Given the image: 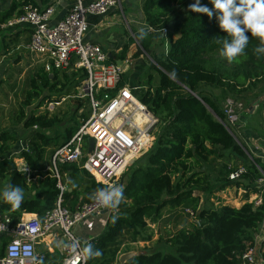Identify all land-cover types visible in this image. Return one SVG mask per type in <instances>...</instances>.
Here are the masks:
<instances>
[{
  "label": "trees",
  "instance_id": "obj_1",
  "mask_svg": "<svg viewBox=\"0 0 264 264\" xmlns=\"http://www.w3.org/2000/svg\"><path fill=\"white\" fill-rule=\"evenodd\" d=\"M192 2H143L146 26L134 32V37L139 42L138 53L148 54L150 60L144 61L147 67H143L138 76L142 87L139 101L155 118L154 140L115 182L124 189V200L115 213L102 228L95 225L94 232L99 229L100 233L83 242V247L90 243L94 250L104 252L106 258L101 255L91 257L85 264H103L108 257L114 261L116 243L123 229L132 233V240L137 237L150 240L153 233L149 222L159 221L160 213L167 205L175 208L183 204L190 208L200 224L190 222L178 227L165 238H159L161 248H147L148 251L130 257L124 264H241L243 253L255 244L254 234L262 227L264 188L259 206L248 200L239 207L215 205L209 200L213 187L218 190L243 187L245 199L249 192H259L257 180L264 172V161L248 151L237 131L228 124L223 112L225 100L221 104L222 97L211 95L207 90L215 87L244 104L254 101L253 91L258 89L256 94L259 96L264 89L260 85L264 82V54L255 52L259 39L250 36L245 55L231 62L222 57L215 40L226 34L218 27L215 16L209 18L190 11L187 6ZM201 2L212 7L208 0ZM24 3L27 2L13 0L8 10L0 12V23L19 14ZM18 6L19 11L13 15ZM162 31H165V37L160 36ZM8 35L11 42L6 40ZM13 35L3 33L1 37L5 53L18 44ZM167 44L168 48L163 49L162 46ZM74 62L75 59L65 69L46 71L43 60L42 67L30 82L32 89L24 96L23 105L30 107L35 103V106L29 111L21 107L15 117L17 123L29 130L24 142L26 147L19 155L30 172H20L7 155L15 137L7 132L0 134V189L12 184L21 187L25 193L18 209L0 201V213L10 216L13 224L20 222L22 213L41 216L52 209L58 199L63 207L76 210L89 202L97 189L104 187L76 163L60 164L58 178L47 170V159L71 137L79 121L74 118L64 125L61 114L35 111L44 100L59 101L73 92L71 87L84 81L86 71L77 68ZM71 77L75 79L65 82ZM128 77L129 71L123 72L118 87L124 86ZM37 78L47 94L42 93ZM77 95L73 100L77 108L86 103L89 105L87 96L80 98ZM263 98L260 105H263ZM62 125L63 132L48 133ZM211 162L219 164L210 166ZM240 167L244 168L240 176L229 180V173ZM193 191L205 195L204 200L200 195L191 196ZM4 241L5 236L0 235V256Z\"/></svg>",
  "mask_w": 264,
  "mask_h": 264
},
{
  "label": "built area",
  "instance_id": "obj_2",
  "mask_svg": "<svg viewBox=\"0 0 264 264\" xmlns=\"http://www.w3.org/2000/svg\"><path fill=\"white\" fill-rule=\"evenodd\" d=\"M117 4L118 0H92L86 4L82 0H73L66 13L50 24L53 3L41 8L27 2L22 5L19 14L0 23L2 30L22 25L30 29V39L25 48L44 58L46 71L65 69L73 59L77 68L86 71L83 88L89 100L90 114L71 137L53 151L48 169L58 177L60 164L83 161V167L104 187L116 185L131 156L142 150L144 137H147L150 126L155 122L154 116L126 85L116 88L123 73L121 66L109 63L107 54L99 45L84 41L88 30L87 16L105 14ZM83 95L79 94L80 97ZM262 102L264 104V98ZM58 104L53 102L50 106ZM235 106L232 99H225L223 112L231 126L239 118ZM138 115L144 117L141 128L135 124ZM88 137L93 139L90 150ZM243 171V167L238 168L228 177L235 180ZM257 184L264 188V172ZM250 202L259 206L262 199L258 196ZM102 210L111 211L93 199L72 211L63 207L58 199L55 206L42 217L33 215L25 220L20 219L16 224L12 223L10 216L0 213V235L5 236L0 264L41 263L45 254L38 251L37 245H46L48 235L55 233L64 239L62 242L60 240L63 253L61 264H85L82 239L71 229ZM185 211L192 216V222L200 224L194 211L189 208ZM242 259L241 264H264V258L254 245L245 250Z\"/></svg>",
  "mask_w": 264,
  "mask_h": 264
},
{
  "label": "rangeland",
  "instance_id": "obj_3",
  "mask_svg": "<svg viewBox=\"0 0 264 264\" xmlns=\"http://www.w3.org/2000/svg\"><path fill=\"white\" fill-rule=\"evenodd\" d=\"M142 1L144 2V0H142ZM118 2H119V0H118ZM115 7L111 8V9H114ZM111 9H109V10H111ZM135 11L136 12L138 11L140 18L139 17L136 18V22H135L136 25L135 26L130 24L129 28H127L128 32L127 31L126 32L128 34H126L127 35L126 41L123 42L122 46L120 47L121 48L120 49L121 54L125 53V52L127 53L128 48H129L128 46L133 44L134 51L132 53L138 54V56L140 55L139 58H137V56L133 58L132 55H130L131 58L129 60L131 61V64L133 63V66H134L135 62L139 59H141L142 61L144 60L146 62H149V60H150V57L148 56V54H143L141 51H140L141 54L138 53V51L140 50L139 42L134 37V32H138V31L142 30L143 28H145L146 24L144 22V17L142 15V6H141V10H140V9H137V5H136ZM161 33L165 34L164 31H162ZM161 37H165V35L164 36L161 35ZM162 48L163 49L168 48V44L162 46ZM11 50H13V49H9V52H8L10 54L5 53V54H3V57H1V55H0V134L2 132H7L8 134L15 137L13 145L10 146V150L7 152V155L9 158H11L13 160V162H15V164L18 166V168L21 169L22 167H25L26 164L24 163L23 159L21 158V156L19 154H20L21 150H23L26 147L24 142H25V138L27 137V135L29 133V130H26L22 126L21 123H17L15 121V117L18 115V113H19L18 111L21 107L24 108L25 110L29 111L30 109H32L35 106V103H33L30 107L23 105L24 96L27 93V91L32 89L30 82L33 79V77L34 78L36 77L35 73L38 71L39 68L42 67L41 64L43 61L36 62L37 59L35 57H30L25 52H20L19 55L17 54L19 52H17L16 54H14V53L12 54L10 52ZM102 50L106 54L108 53L104 48H102ZM20 51H22V49H20ZM107 56H108V62L109 63H115V62L110 61L108 54H107ZM121 56H127V55H119V57H121ZM116 64H118V65L120 64V66H121V64H123V63H121V61H118V62H116ZM144 67L146 69L147 66L144 65ZM121 68H122V66H121ZM135 75H137V74H133L132 71H129L128 80L131 81L133 79L134 83L131 81L133 84L132 83L129 84V81H128V85H126V86H127V88H129L134 93L135 98L139 99L140 91H141L142 87L136 85L135 79L137 78V76H135ZM50 77H52V76L50 75ZM74 79H75V77H71L70 79H67L65 82H71ZM36 81H37V84H39L40 88L42 89L41 83H40V81H38V78L36 79ZM84 83H85V79H84V81H81L75 88L71 87V91H73V92H71V93L69 92L70 93L69 95H67L65 97H61L59 101H52V100L46 101V100H44L41 107L39 109H37L35 112L38 113V112L48 111L52 114H56V113L59 115L61 114V115H63V123H65L64 125H66L68 122L73 121V119L75 118L76 121H79V122H76V124L78 123V126L76 128V130H77L78 127L80 126V124L90 114L88 112V111H90V109H89V105L87 103L85 105L82 104V105H80V107L77 108L76 103L73 102L76 94H78L77 96H79L80 93L82 95L83 94L85 95V91L83 88ZM118 83L116 85V88H119ZM260 85L264 86V82H261ZM120 87H122V86H120ZM74 91H76V92L74 93ZM207 91L211 95L212 94L213 95H220L222 97V99L220 101L221 104L223 103V101L226 98H231L235 102V104L237 106L236 110L238 112L239 118H238L237 122L234 125H232L233 126L232 128H233V130L235 129L237 131V133L238 132L242 133L243 130H245V129L247 130L248 128H254V130L258 129L261 133H264V104L260 105V103H259V100L264 97V89L260 92L259 96L256 94L258 89H255L254 91L252 90L253 96L256 99L254 101H251L250 103L245 102V104L242 101L240 102L239 99H236L235 96H232L230 94H225L220 89H217L215 87L211 86L208 88ZM252 91H250L247 94V98L250 96ZM42 93L44 95L47 94L45 89L44 90L42 89ZM80 98H83V97H80ZM53 102H60V104H58L57 106H50V104ZM83 112H85V115H87L86 118H84L85 115H81ZM78 118H80V119L78 120ZM64 125L57 126L56 128L48 131V133L57 134V133L63 132V126ZM143 126H144V120L142 123L139 124L140 128ZM153 127H154V125L148 131L149 134L147 135V140L145 141V145L143 146L142 151L131 156L129 162L127 163V165L125 166L123 171L120 173L117 180L121 179L122 175L126 172L128 166H130V164H132L133 161L137 162V160L141 157L142 152L144 151L146 146L148 144L150 145L152 143V141L154 140V132H155V128H153ZM145 137H144V140H145ZM88 138H91V137H88ZM88 146H89V143H88ZM0 156H1V154H0ZM48 161H49V163H48ZM219 162H215L214 164H213V162H211L210 166L214 165L216 167L219 164ZM67 163H76V164H79L82 168H84L83 167V161L67 162ZM50 164H51V156H50V159H47V170H49L48 167ZM26 172H30L28 167H27ZM58 177H59V171H58ZM212 189H211L212 196L210 197L209 200L212 201L215 205H220V204L239 205V203H241V202L235 201L233 199V198H238L239 195H237V194L234 195L232 192H230L229 189H224V190H218L215 188L213 190ZM221 191H223V192H221ZM193 195L194 196L200 195L202 201L205 198V195H201V193H199L198 191H193L191 193V196H193ZM182 205L183 204H181L180 206H175V208H172L170 205H167L163 209V211L160 213L159 221H157L155 223L149 222V228L151 229V231L153 233V236L150 240L145 241V240L139 239L138 237L136 239L132 240V233L131 232L128 233L126 230L123 229L121 234L118 237V243H116L115 248L117 249V252L114 255V261L111 262V259L108 257L107 261H104L103 264H118V257L122 253H126L129 251L130 252L131 251L132 252H143V251H148L147 248H149V249L161 248L162 244L160 242H158L159 238H165L171 232L175 231L178 227H180L184 224L187 225L190 222H192V216L189 215L185 211V209L187 207L182 206ZM115 211H116L115 209H111L110 212L105 210V213L99 217L100 219L97 218L96 220L94 219L92 221V225H94V226L95 225L96 226L102 225V227H103L108 222L109 217L111 215H113L115 213ZM99 213H98V215H99ZM77 226L80 228L81 223H78L77 225H75L71 229V231L76 236L81 238L82 242H86V241H88L87 239H90L91 237L100 233V231H95V232H93V234H94L93 236H91L89 238H87V237L82 238L81 235L78 232H76V230H75V228ZM94 226L91 227L90 230H93L95 228ZM263 234H264V227L262 224V227L259 229V231L254 234L255 239H257V242L255 241L257 243V245L256 246L254 245V247L257 249L259 254L264 258V237H263ZM58 240H61V242L64 241V239L61 236L58 237ZM103 253L104 252H102L101 256H103V258H106V256ZM103 258H101V260ZM103 260H106V259H103Z\"/></svg>",
  "mask_w": 264,
  "mask_h": 264
},
{
  "label": "crops",
  "instance_id": "obj_4",
  "mask_svg": "<svg viewBox=\"0 0 264 264\" xmlns=\"http://www.w3.org/2000/svg\"><path fill=\"white\" fill-rule=\"evenodd\" d=\"M13 0H0V12H4L8 10V8L11 6ZM18 2H29L32 4H36L39 7H45L46 5H50L53 3L54 12L53 15L50 18V24H54L58 19H60L68 10L70 5H72L73 0H17ZM92 0H82L84 4L88 3ZM143 4L142 0H119L117 6L114 9L109 10L107 13L102 15H88L87 16V24H88V30L84 36V41L89 43H94L100 45L102 48H104L109 55V59L112 62H118L121 61V66L124 72L132 71L133 74H137V78L135 79L136 85L140 86V82L138 81V76L141 70L143 69L144 65L146 64L144 60L141 59L137 60L133 66V63L131 64V61L129 60L132 55V57H136L135 53H132L134 51V46L131 44L128 46V52L122 53L120 51V47L122 46L123 42L126 41V34H128V29L130 24L135 26L136 25V18L139 17L138 11L136 12V5L137 9L141 10V6ZM20 6L12 13L13 15L19 11ZM126 28V29H125ZM127 31V32H126ZM0 34V55L3 57V54L5 52L2 50V42L1 37L4 34H14L13 36L16 37L18 44L15 47V49L11 50L10 52L13 54L17 53L18 55L20 52H25L30 57H35L37 60L36 62L43 61L44 58L38 54H33L27 51L25 48L27 45V41L30 39V29L25 26H18L14 29L10 30H1ZM164 36L165 34L161 33L160 36ZM9 35L7 36L6 40H9ZM10 41V40H9ZM11 42V41H10ZM124 46V45H123ZM20 49H23L20 51ZM29 53V54H28ZM10 54V53H8ZM34 55V56H33ZM119 55H127V56H121ZM129 55V56H128ZM140 56V55H139ZM137 56V58H139ZM41 59H39V58ZM113 59V60H112ZM120 65V64H119ZM133 66V67H132ZM143 71V70H142ZM132 76V75H131ZM133 83V79L131 80ZM129 81V84L132 82ZM132 83V84H133ZM128 85V81L127 84ZM237 135L239 136L240 140L246 145L248 151L258 158H260L262 161H264V133H261L258 129L254 130V128H248L247 130H243V132H238ZM50 166V165H49ZM242 168V167H240ZM230 180V179H229ZM261 189L259 192L248 193V198L245 199L246 189L243 187H227L226 189H229L230 192H232L234 195H239L238 198H233L235 201L241 202L239 205H233L228 204L231 206L239 207L242 205L246 200L249 202L253 199L257 198L258 196H261L263 188L258 187ZM70 190V188L68 189ZM245 191V192H243ZM223 192V191H221ZM51 210V209H50ZM48 211V210H47ZM46 212V211H45ZM45 212H43L40 215H37L36 213H22L21 219L25 220L33 215L37 217H42ZM105 213V210L100 211L99 215L95 214L94 216H91L90 218L86 219L84 222L81 223V227L78 226L75 228L76 232H78L82 238H89L93 236V230H90L92 225V221L95 219H100L99 217ZM95 227V226H94ZM102 228V225L100 226ZM98 231H100L98 229ZM263 233V232H262ZM261 235V234H260ZM60 236V235H59ZM58 234L55 233L53 235H48L46 238V245L38 244L37 249L38 251H41L45 254L46 260L42 261L38 264H61L63 253L60 247V240H58ZM264 237V234H263ZM263 239V238H262ZM88 240V239H87ZM254 241L257 242V239L254 237ZM255 242V246L257 243ZM257 250V249H256ZM258 252V251H257ZM45 259V258H44Z\"/></svg>",
  "mask_w": 264,
  "mask_h": 264
},
{
  "label": "clouds",
  "instance_id": "obj_5",
  "mask_svg": "<svg viewBox=\"0 0 264 264\" xmlns=\"http://www.w3.org/2000/svg\"><path fill=\"white\" fill-rule=\"evenodd\" d=\"M209 8L201 0H193L188 4L192 12L205 14L209 18L215 16L218 27L226 34L217 38L219 54L229 62L245 55L249 37L259 39L255 48L257 54H264V0H208ZM26 172L27 167L19 169ZM24 190L18 185L6 184L0 189V201L7 203L12 209H18L24 200ZM106 209H117L124 200V189L120 185H108L97 189L90 197ZM83 258L99 257L101 252L93 249L88 243L82 250Z\"/></svg>",
  "mask_w": 264,
  "mask_h": 264
},
{
  "label": "water",
  "instance_id": "obj_6",
  "mask_svg": "<svg viewBox=\"0 0 264 264\" xmlns=\"http://www.w3.org/2000/svg\"><path fill=\"white\" fill-rule=\"evenodd\" d=\"M260 101V100H259ZM154 125V123L151 125V127ZM151 127L149 128V130L151 129ZM148 130V131H149ZM88 150H90L92 148V144H93V140L92 138H88ZM263 227H264V222H263ZM141 252H126V253H122L119 257H118V264H124L130 257L139 254Z\"/></svg>",
  "mask_w": 264,
  "mask_h": 264
},
{
  "label": "bare ground",
  "instance_id": "obj_7",
  "mask_svg": "<svg viewBox=\"0 0 264 264\" xmlns=\"http://www.w3.org/2000/svg\"><path fill=\"white\" fill-rule=\"evenodd\" d=\"M144 120V117H141L140 115H138L135 119V124H137V126H139L140 123H142ZM147 140V137H145V141Z\"/></svg>",
  "mask_w": 264,
  "mask_h": 264
}]
</instances>
